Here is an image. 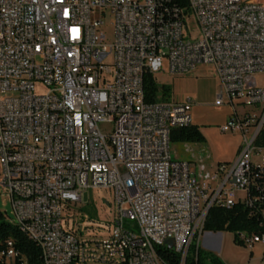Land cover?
Instances as JSON below:
<instances>
[{"label": "built area", "instance_id": "obj_1", "mask_svg": "<svg viewBox=\"0 0 264 264\" xmlns=\"http://www.w3.org/2000/svg\"><path fill=\"white\" fill-rule=\"evenodd\" d=\"M189 19L196 34L185 31ZM201 66L218 79L216 105L232 110L221 131L242 139L234 163L210 169L171 156V132L193 124L194 102L147 103L145 94L148 75ZM259 73L264 0H0V184L16 220L46 243L40 264H166L158 248L170 249L168 239L184 264L212 208L242 204L251 219L264 216ZM89 190L113 194L105 236L64 216ZM235 236L264 247V223ZM18 257L8 241L0 264H29Z\"/></svg>", "mask_w": 264, "mask_h": 264}, {"label": "rangeland", "instance_id": "obj_2", "mask_svg": "<svg viewBox=\"0 0 264 264\" xmlns=\"http://www.w3.org/2000/svg\"><path fill=\"white\" fill-rule=\"evenodd\" d=\"M186 33H197V26L194 19L188 20ZM102 32L106 35L105 44L110 46L114 43V27L110 24L109 18L105 20V26ZM168 68L165 62V69ZM260 87H264V73L256 75ZM155 78L159 85H169L173 89L170 100L182 102L191 99L194 102L192 109V123L204 131L206 142L203 144L190 143H171V156L173 161H195L203 163L210 169L211 166L218 163H234L236 154L238 155L242 139L240 135L223 133L221 128L229 120L232 110L226 106H217L215 103L218 89V81L214 69L211 66H201L194 73L185 76H171L168 72L157 74ZM42 92V89H39ZM243 108H239L242 112ZM1 170V168H0ZM114 197L109 190H89L83 193L82 202L64 213L69 222L74 223L78 230L86 229L88 235L105 236L106 230L111 229L113 218ZM0 212L6 215L10 223H15L16 217L13 212L11 199L6 194L0 184ZM125 227L133 230V223L125 221ZM230 233V232H229ZM234 234V233H230ZM235 235V234H234ZM206 232L200 240V247L207 249L206 238L209 237ZM232 236V235H231ZM229 237V236H228ZM230 238V237H229ZM229 238L226 247L230 249ZM213 248L216 250L219 244L213 241ZM238 245V244H237ZM244 249L232 251L234 257L240 264H247L251 259V254L247 253L245 246L239 244ZM208 250V249H207ZM205 250V251H207ZM209 252V250H208ZM249 252V250H248ZM257 251L255 255L260 256L258 262L254 264H264V253ZM247 258V260H245ZM221 259V258H220Z\"/></svg>", "mask_w": 264, "mask_h": 264}, {"label": "trees", "instance_id": "obj_3", "mask_svg": "<svg viewBox=\"0 0 264 264\" xmlns=\"http://www.w3.org/2000/svg\"><path fill=\"white\" fill-rule=\"evenodd\" d=\"M173 89L169 85H159L156 78L148 75L145 79V94L147 103L169 101L172 98ZM171 143L203 144L206 139L200 128L190 125L185 128L172 130ZM264 146V130L256 142ZM263 216H257V221L250 218L249 210L242 204H237L233 209L226 210L212 208L205 224V232H230L236 234L240 231L254 229L257 223H263ZM236 237V236H235ZM19 253L17 262L25 258L29 264H40L43 261L42 250L39 242L35 240L23 227L17 223H10L6 215L0 212V254L7 249V242ZM236 244H241L235 238ZM158 253L166 264H181V256L167 248H158ZM184 264H225L220 257L212 252L203 250L200 245L193 243L189 249Z\"/></svg>", "mask_w": 264, "mask_h": 264}, {"label": "crops", "instance_id": "obj_4", "mask_svg": "<svg viewBox=\"0 0 264 264\" xmlns=\"http://www.w3.org/2000/svg\"><path fill=\"white\" fill-rule=\"evenodd\" d=\"M217 81H218V79H217ZM218 90H219V82H218L217 93H218ZM201 132L203 133V135H205L204 134V131L201 130ZM237 156L238 155L236 154V158H237ZM206 233L208 235H210L209 237L206 238V245H205L207 247V249L209 250V252H212L215 255H217L218 257H220L225 264H240V262H238L237 258L234 257L231 252L232 251H235V250L238 251V250L244 249V248L241 247V246H239V245H237L235 243V238L236 237H235L234 234H230L229 232H217V233H215V232H206ZM228 238H229V241L231 242L230 243V245H231L230 246L231 247L230 249H228L226 247V242H227ZM213 241H216L219 244V246H220V247L217 246L216 247L217 248L216 250L213 249V248H215L212 245ZM204 249L207 250L206 248H204ZM231 249H232V251H230ZM245 249H248V248L245 247ZM248 250H249V252H248ZM248 250H246L247 253H250L252 257L247 262V264H254L255 262H258L259 259H261L260 256L257 257L255 255V253L257 251H260L261 252L260 255H262V253H264V247L262 245H256L253 249H248ZM245 260H247V258Z\"/></svg>", "mask_w": 264, "mask_h": 264}, {"label": "bare ground", "instance_id": "obj_5", "mask_svg": "<svg viewBox=\"0 0 264 264\" xmlns=\"http://www.w3.org/2000/svg\"><path fill=\"white\" fill-rule=\"evenodd\" d=\"M80 42L81 44H88V33H80ZM52 114L65 115V107H52ZM164 185H172V177H164ZM15 223L21 225L23 229L34 238L33 234L31 233V230L28 229L27 227H24L23 224H20V221L16 220ZM263 223H264V218H263ZM34 239L37 240L41 246L43 261H49V251L48 249H46V243L41 242L39 238H34ZM10 246L12 247L11 244Z\"/></svg>", "mask_w": 264, "mask_h": 264}, {"label": "water", "instance_id": "obj_6", "mask_svg": "<svg viewBox=\"0 0 264 264\" xmlns=\"http://www.w3.org/2000/svg\"><path fill=\"white\" fill-rule=\"evenodd\" d=\"M166 245L170 248L173 249L174 248V241L172 239H168L166 241Z\"/></svg>", "mask_w": 264, "mask_h": 264}]
</instances>
